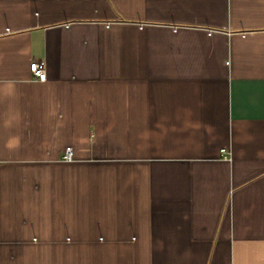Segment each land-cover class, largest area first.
Instances as JSON below:
<instances>
[{
    "label": "crops",
    "instance_id": "crops-1",
    "mask_svg": "<svg viewBox=\"0 0 264 264\" xmlns=\"http://www.w3.org/2000/svg\"><path fill=\"white\" fill-rule=\"evenodd\" d=\"M0 264H264V0H0Z\"/></svg>",
    "mask_w": 264,
    "mask_h": 264
},
{
    "label": "built area",
    "instance_id": "built-area-1",
    "mask_svg": "<svg viewBox=\"0 0 264 264\" xmlns=\"http://www.w3.org/2000/svg\"><path fill=\"white\" fill-rule=\"evenodd\" d=\"M29 70H30V73L32 75V77L34 78V80H37V81H40V82H43L46 78V66H45V63L43 61H32L30 64H29ZM223 153V158L224 159H229V157H227V154L225 152H221ZM62 159L65 160V161H71V153H70V150L67 149L65 150L63 156H62Z\"/></svg>",
    "mask_w": 264,
    "mask_h": 264
}]
</instances>
